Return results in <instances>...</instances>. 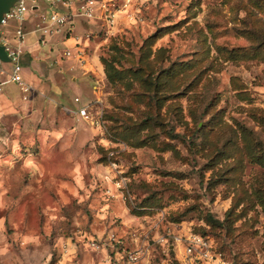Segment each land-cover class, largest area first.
<instances>
[{"label":"rangeland","instance_id":"1","mask_svg":"<svg viewBox=\"0 0 264 264\" xmlns=\"http://www.w3.org/2000/svg\"><path fill=\"white\" fill-rule=\"evenodd\" d=\"M133 3L106 36L73 18L85 63L62 42L22 59L38 84L0 110V264H99L84 235L139 227L264 264V0Z\"/></svg>","mask_w":264,"mask_h":264},{"label":"built area","instance_id":"2","mask_svg":"<svg viewBox=\"0 0 264 264\" xmlns=\"http://www.w3.org/2000/svg\"><path fill=\"white\" fill-rule=\"evenodd\" d=\"M134 6L133 0H15L3 13L0 23V43L4 44L10 57L9 62L0 60V75H5L0 79V87L12 81L22 90L30 88L23 78L21 63L28 32L36 34L37 44L46 48L47 55H52L57 49L49 37L62 34L64 46L59 56L85 63L87 55L85 46H81L83 38L72 31L74 19L82 16L87 22H98L106 36L113 33L122 10L133 9ZM9 20L15 21L14 42L9 40L4 28ZM28 23H31L30 29H27ZM89 35L90 31H86V38ZM75 100L78 101V97ZM74 112L78 118H90L87 104L78 105ZM112 164L115 166V162ZM117 184L120 185L119 180ZM128 235L127 243L122 235L113 231L87 234L82 239L86 247L99 256V264H226L212 238L202 233L167 230L162 235L150 237L148 230L139 227ZM77 243L78 239L73 243L70 239L64 241L61 253H75Z\"/></svg>","mask_w":264,"mask_h":264},{"label":"crops","instance_id":"3","mask_svg":"<svg viewBox=\"0 0 264 264\" xmlns=\"http://www.w3.org/2000/svg\"><path fill=\"white\" fill-rule=\"evenodd\" d=\"M31 23L27 24V29H30ZM28 37H27V46H26V51L23 55V58L26 56H31L30 57V64L34 65L36 67L37 62L35 58L38 57V55L40 54L41 50L45 53L46 56H50L46 54V50H43L36 42V35H34L33 32H28ZM62 38V37H61ZM53 39V36L50 37V42L52 43V45L54 46V43L58 44L59 42H62L64 45V42L62 39ZM57 40V41H56ZM63 48V47H62ZM22 58V59H23ZM5 66L7 68H9V64L6 63ZM67 75L69 74L71 77L70 79L72 80L73 84H75V82H78V79L76 77V75H79L80 70L78 69V67L74 68V69H69L66 70ZM24 80L28 83H37L38 78H33L32 77V72L31 69L29 67H26V69L24 70V72L22 73ZM5 75H0V79L4 78ZM83 91V88L81 85L79 84H75V87L73 88V91ZM23 94V90L20 88V86L12 81H7L4 84L1 85L0 87V110H6L8 109L12 104H19L21 102V96ZM29 94V92L27 93ZM84 103H80V105H83Z\"/></svg>","mask_w":264,"mask_h":264},{"label":"water","instance_id":"4","mask_svg":"<svg viewBox=\"0 0 264 264\" xmlns=\"http://www.w3.org/2000/svg\"><path fill=\"white\" fill-rule=\"evenodd\" d=\"M15 0H0V23L2 19V15L4 12L8 11V9L13 5ZM0 60L4 62H9L10 57L7 55L4 44L0 43Z\"/></svg>","mask_w":264,"mask_h":264}]
</instances>
